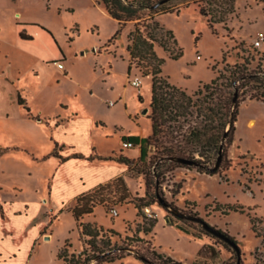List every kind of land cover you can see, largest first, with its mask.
I'll use <instances>...</instances> for the list:
<instances>
[{
	"label": "rangeland",
	"instance_id": "obj_1",
	"mask_svg": "<svg viewBox=\"0 0 264 264\" xmlns=\"http://www.w3.org/2000/svg\"><path fill=\"white\" fill-rule=\"evenodd\" d=\"M4 2L0 7V40L7 46H16V34L20 32L19 38L31 36L33 48L38 53V66L34 70L37 78H29L31 74L25 76L17 90L0 77V151L21 149L0 153V198L6 201L17 197L29 203L49 199L51 203L36 204L32 212V225L45 233L44 236L30 244L27 242L29 235L19 243L11 238L14 245L18 244L17 250L20 249L13 254L15 263L25 258L28 264H64L56 260L57 253L65 249L68 255L78 256L85 240L79 237L68 209L75 205V200L69 206L54 207L61 193V187H54L53 181L56 162L40 161L53 147L52 144L49 148L47 143L50 131L43 139L38 127L43 130L44 122L37 121L36 126L32 120L26 121L29 119L16 114L13 101L18 92L31 112L41 119H66L74 112L78 117L91 118L96 125L91 135L93 157L115 152L109 156L124 155L133 159L128 168L125 166V173L119 176L123 183L116 181L118 177L105 183L108 185L101 192L105 205L96 206L83 221L101 227L100 235L109 240L110 247L125 246L130 243L128 237L155 220L150 234L137 236L149 240L156 252L183 264H264V102L249 100L247 96L239 99L233 142L226 149L230 167L220 172L221 177L208 176L194 167L158 164L159 147L153 143L144 146L140 142L151 135L148 118L151 76L143 77L146 69L137 60L129 67L126 47L127 36L133 31L132 23H127L114 41L109 42L117 31V24L104 12L101 0ZM170 4L178 7L179 12L156 18L164 30L152 32L157 38H163L166 50L154 44V52L157 58L165 60L161 79L186 91L192 96V102L211 98L203 86L219 74L226 78L227 71L236 64L244 65L248 71L264 69V42L258 49L252 45L257 33L264 34V0H171ZM200 8L205 16L200 14ZM15 20L26 25L16 31ZM207 20L211 21L212 29ZM44 29L51 33L52 43L42 34ZM166 30L172 32L176 44L165 36ZM179 50V58L170 59ZM57 53L62 54L60 63L64 70H59L56 61L50 60ZM11 71L7 69L10 75ZM135 78L141 81L139 90L129 84ZM197 90L200 93L194 94ZM6 106L12 108L8 120L3 123L1 114ZM250 118L256 120L253 127L247 126ZM195 121L193 114L172 122V126L181 127L179 133H173L176 139L187 135ZM87 138L79 141L82 147L76 154L85 151ZM129 138L135 139L137 144L125 149L122 141ZM144 148L146 158L138 160ZM92 162L95 166L108 164L102 160ZM96 168L85 169L89 177L84 176L83 187L91 186L94 180L104 176L102 171L98 175ZM74 169L64 171V176L74 178ZM241 206L243 214L231 211ZM174 211L198 217L232 238L239 249L240 261L227 244L205 234L200 224L176 218ZM249 218L253 219L254 231ZM131 245L140 250L144 246L136 242ZM203 245L213 249L198 255ZM126 254L121 260L103 264H144L134 251H126ZM95 263L92 260L88 264Z\"/></svg>",
	"mask_w": 264,
	"mask_h": 264
},
{
	"label": "trees",
	"instance_id": "obj_2",
	"mask_svg": "<svg viewBox=\"0 0 264 264\" xmlns=\"http://www.w3.org/2000/svg\"><path fill=\"white\" fill-rule=\"evenodd\" d=\"M170 1L101 0L105 12L117 23V31L109 42L114 41L127 23H132L133 31L127 36L126 47V52L129 56V67L133 65V61L137 60L138 64L143 63L146 69L143 77L151 76L150 115L148 116L151 122V135L146 140L140 141L141 145L146 146L153 143V146L157 145L159 147L161 156L158 158V164L168 163L176 167L179 165L188 167L173 162L171 159L189 158L197 163L198 166L194 168L198 172L208 176H220L222 170H228L230 167V161L226 158V149L233 142L235 132L234 124L238 116L239 99L247 96L249 100L264 102V69L259 68L248 71L244 65L236 64L227 71L226 78H224L223 74H219L209 84L203 86L205 93H207L206 95L211 98H203L201 101L198 98L196 102H192V96L186 91L170 86V84L164 82L161 79V68L165 60L156 57L153 45L158 44L165 50L166 47L164 46L163 38H157L152 31L157 30L163 32L164 30L156 20L158 16L179 12V8L171 5ZM199 12L202 16H205L202 8H200ZM207 25L212 29L210 20H207ZM44 30L48 32L46 29ZM164 34L172 38L176 44V40L171 31L166 30ZM22 39L31 40V38ZM179 56L180 50L176 55H172L170 59L175 60ZM234 92L237 93V101L232 106ZM196 93H200V90H197L194 94ZM174 95H178V98L174 97ZM17 102L24 107L29 117L37 119V117L31 115L29 108L25 107L20 96H17ZM198 102L200 104L197 105ZM193 108H195V111ZM193 114H195L196 119L195 126L191 128L187 135H181L180 140L176 139L173 133H179L181 127L172 126L171 123H176L180 117H185L186 115L192 116ZM224 134H226V138L222 143ZM124 140L132 142L133 145L137 144L135 139L129 138ZM220 146L223 149L222 160L218 168L212 170L216 163ZM4 151L6 149L0 151V153ZM141 153L142 158L138 160L146 158L145 148L142 149ZM50 156L59 157L57 146H55ZM195 156H198L199 159H195ZM88 159L92 160L93 158L90 157ZM97 159L102 161H116L124 164L127 168L133 163L132 160L120 155L117 157H98ZM116 181L121 184L123 183L121 177H118ZM106 185H99L93 190L81 194L75 198V205L68 208L76 222L79 237L85 240L78 256L75 254L68 255L66 250L63 249L57 253L56 260H61L64 264H88L92 260H95V264L114 263L115 261L123 259L127 255L126 251H134L136 258L144 264H183L169 256L156 252L149 240L137 236L139 233L143 237L150 234L155 220L147 225H143L137 233L127 238V241L130 243L117 249L110 247L109 240H105L104 236L100 235L102 234L101 227L83 222L85 221V216L91 215L96 206L105 205L106 200L102 197L101 192ZM156 198L158 197L156 196ZM243 210L244 208L242 206L231 209L233 213L240 214H243ZM189 222L195 223L193 221ZM249 224L252 227L251 230L254 231L252 218H249ZM179 229L188 233L184 229ZM203 232L212 235L204 229ZM217 232L230 242L236 244L228 235L219 230ZM216 238L232 248L221 238ZM132 242L142 243L144 246L140 250L132 246ZM212 249V246L203 245L198 255L203 251ZM232 250L237 256L236 250L234 248Z\"/></svg>",
	"mask_w": 264,
	"mask_h": 264
},
{
	"label": "crops",
	"instance_id": "obj_3",
	"mask_svg": "<svg viewBox=\"0 0 264 264\" xmlns=\"http://www.w3.org/2000/svg\"><path fill=\"white\" fill-rule=\"evenodd\" d=\"M5 0H0V7L4 6ZM3 2V3H2ZM104 10V9H103ZM105 12V10H104ZM106 13V12H105ZM116 22V21H115ZM16 26L17 30H20L23 26L26 24H21L15 20L13 22ZM117 24V23H116ZM42 33L44 37L49 40L52 43V35L49 32ZM46 32V33H45ZM20 33V32H19ZM19 33L16 34L15 39V45L16 46H7L5 45V42L0 40V77L3 78L7 83L12 87L13 89L17 90L18 84L20 83V80L24 78L25 76L28 77V75L31 74L29 78L36 79L37 73L34 74V70H36V67L38 66V53L33 48L32 40L33 38L31 36H28L27 38H31V40L22 39L19 38ZM20 47V48H19ZM28 52V53H27ZM61 53L58 54L50 60H54L56 62H60L61 60ZM42 57L40 59L41 64L43 63ZM53 62V61H52ZM12 69L13 73L12 75L7 73V69ZM64 66L63 69L64 70ZM33 72V73H32ZM64 72V71H63ZM65 75L68 73H64ZM130 84V83H129ZM141 85V81H140ZM137 87L136 89L139 90L140 88ZM92 92V91H91ZM91 94V93H90ZM17 96H20V94L17 92ZM20 98L23 100L25 107L29 108L27 106V101L20 96ZM151 98V94H150ZM150 103V101H149ZM13 104H15V111L16 114L20 118H28L30 121L32 120V123H35L34 125L38 126L37 121H41L45 123V128H39L41 130L43 136V139L47 137V131H50V139H48L47 143L50 145L49 148H51L52 144L53 147L50 151V153L47 155V157L43 158L40 161H45L50 159L51 161H55V172L56 177L53 179L54 181V187L60 186V195L57 200H55L54 207L55 209H59L60 207L64 206V204H67L68 206L81 194L87 193L94 188H96L99 185H103L113 178L122 176L125 173V165L119 163L118 166H113V164H116L118 162L115 161H105L108 164L107 165H93L92 161H97L98 157H107L109 155H113L115 152H110V154L107 155H101L96 157H93L91 154V149L93 145V141L91 139V135L93 132H95L96 125L94 124V121L91 120V118L88 117H78V113H71L70 117H66V119H50L47 117L40 118V115H34L30 110V113L32 116L37 117V119H33L32 117H29L22 105H19L17 102V98L14 99ZM63 108H67L66 105H62ZM12 106L4 107L2 109L1 114V120L3 123H5L9 116H10V110ZM252 122L256 123V120L253 118H250L247 120V126H249V123ZM1 123V121H0ZM253 125V126H254ZM251 126V127H253ZM250 127V126H249ZM45 129V130H44ZM235 133V132H234ZM46 135V136H45ZM88 138L85 140V146L83 149L85 150L82 153L76 154V152H79L78 150L81 149V145L79 144V141H83L86 137ZM78 138V140H76ZM52 142V143H51ZM235 143V142H234ZM55 146L58 148V155L59 157H53L50 156V154L53 152ZM6 150H21L19 147L14 148H4ZM64 149H68L69 152H62ZM23 150V149H22ZM94 150V149H93ZM94 158V160H89L88 158ZM124 157V155H123ZM95 158L97 160H95ZM126 158V157H125ZM128 159V158H127ZM80 160V161H78ZM133 160V159H129ZM82 161L84 163H82ZM99 161V160H98ZM87 164V165H85ZM92 165V166H89ZM87 166V167H85ZM91 167H97V173L98 175L102 171L104 173V176L102 178H98L94 180L91 183V186L89 187H83V179L89 175L85 174V172L88 168ZM71 168H75L76 170L75 177H67L64 176V171L67 173L70 171ZM75 172V171H74ZM85 176V177H84ZM95 178V176H93ZM92 177V178H93ZM91 179V178H90ZM70 188H72V193L69 195ZM1 190V187H0ZM50 197V193L48 194V198ZM41 200V199H40ZM39 199L35 203H29L25 202L24 200L17 199V197H12V199H7L6 201L2 200L0 198V264H28V261L25 262V258H21L17 260L15 263L16 257L13 254H16L19 250L18 244L17 246L14 245V241L11 238H14L15 240L21 241V238H24L26 235H29L30 238L28 239V243L36 242L40 239L41 235H45V233H41L40 229L34 228V225H32L34 220V214L32 213L34 211V208L37 205H43L44 202L46 204H50L49 199H44V202L40 201ZM67 206V207H68ZM69 208V207H68ZM8 238V240H7ZM16 249V250H15Z\"/></svg>",
	"mask_w": 264,
	"mask_h": 264
},
{
	"label": "water",
	"instance_id": "obj_4",
	"mask_svg": "<svg viewBox=\"0 0 264 264\" xmlns=\"http://www.w3.org/2000/svg\"><path fill=\"white\" fill-rule=\"evenodd\" d=\"M236 101H237V93L234 92L233 99H232V106L236 103ZM225 138H226V134H224V136L222 138V143H223ZM222 152H223V149H222V146H220L219 151H218V157H217L216 163H215L214 167L212 168V170H216L218 168V166L222 160ZM171 161L179 163V164L184 165V166H188V167H197L198 166L196 162H194L191 159H186V158H172ZM174 216L179 218V219H183V220H187V221H193L195 223H198L207 232H209L212 235L219 237L222 240H224L226 243H228L232 248H234L236 250L238 261H240V252H239L237 245L230 242L228 239L224 238L222 235H220L217 232L216 229L208 226L203 220H201L198 217L192 216V215H185V214L180 213L178 211H174Z\"/></svg>",
	"mask_w": 264,
	"mask_h": 264
},
{
	"label": "built area",
	"instance_id": "obj_5",
	"mask_svg": "<svg viewBox=\"0 0 264 264\" xmlns=\"http://www.w3.org/2000/svg\"><path fill=\"white\" fill-rule=\"evenodd\" d=\"M263 42H264V34L263 33H257L253 42H252V45L255 49H258L259 47H261ZM55 64L59 70L63 69V65L60 62H55ZM129 83L131 86L137 88L140 85V80L138 78H135V79L131 80ZM122 147L125 149H129V148L134 147V145L132 142H130L128 140H124V141H122ZM146 212L149 214L148 209H146ZM113 215L116 216V212L113 211ZM149 216H150V214H149Z\"/></svg>",
	"mask_w": 264,
	"mask_h": 264
},
{
	"label": "bare ground",
	"instance_id": "obj_6",
	"mask_svg": "<svg viewBox=\"0 0 264 264\" xmlns=\"http://www.w3.org/2000/svg\"><path fill=\"white\" fill-rule=\"evenodd\" d=\"M249 125L252 126V122H250Z\"/></svg>",
	"mask_w": 264,
	"mask_h": 264
}]
</instances>
